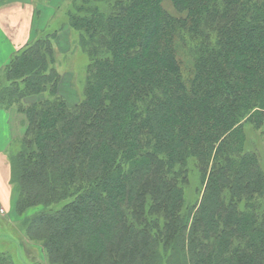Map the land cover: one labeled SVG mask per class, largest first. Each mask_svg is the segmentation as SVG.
I'll return each mask as SVG.
<instances>
[{
	"label": "trees",
	"instance_id": "1",
	"mask_svg": "<svg viewBox=\"0 0 264 264\" xmlns=\"http://www.w3.org/2000/svg\"><path fill=\"white\" fill-rule=\"evenodd\" d=\"M68 17L90 58L81 101L59 92L57 31L0 71V107L28 121L27 235L52 264H264V170L244 152V126L264 127V0H72Z\"/></svg>",
	"mask_w": 264,
	"mask_h": 264
},
{
	"label": "rangeland",
	"instance_id": "2",
	"mask_svg": "<svg viewBox=\"0 0 264 264\" xmlns=\"http://www.w3.org/2000/svg\"><path fill=\"white\" fill-rule=\"evenodd\" d=\"M164 4L169 12L176 13L171 3L165 2ZM71 5L72 0H0V37L4 35L8 38V35H16L19 27L28 17L31 20L32 34L27 44L57 31L56 38L51 36V40L55 51L54 66L61 75L59 92L67 98L70 105H73L84 98L90 58L84 51L79 30L70 26L68 14ZM15 38L18 39V37ZM7 42L9 41L6 40L5 43ZM13 45L12 48L16 49ZM3 46L0 40L1 50ZM23 47L17 48L13 55ZM181 56L183 57V54ZM183 59L187 60L184 57ZM3 79L4 77L0 79V82ZM0 109L11 111L15 115L13 119L15 127H11V141L7 148L10 160L12 200L7 205L0 199V264L3 259L14 264H52L43 243L32 239L26 231L27 219L38 211L39 207L29 208L22 213L16 208L17 163L14 160L21 139L25 135V132L21 130L23 128L21 124L25 122L27 129V118L16 107L10 109L0 107ZM263 129L264 127L256 128L250 123L244 126V152L255 151L264 170ZM189 166L187 201L194 204L195 202L200 203L205 183L193 160L190 161Z\"/></svg>",
	"mask_w": 264,
	"mask_h": 264
},
{
	"label": "crops",
	"instance_id": "3",
	"mask_svg": "<svg viewBox=\"0 0 264 264\" xmlns=\"http://www.w3.org/2000/svg\"><path fill=\"white\" fill-rule=\"evenodd\" d=\"M31 34V20L28 17L19 27V31L16 35H10L11 37L8 35V38L4 35L5 38L3 36L0 37L1 43L4 44L2 50L0 48V71L10 62L14 51L27 44ZM15 37H18V39ZM6 40L9 42L5 43ZM12 45L15 46L16 49L12 48ZM13 119H15L13 112L0 109V199L7 205L10 203V200H12L10 160L7 148L11 141V127H15ZM21 126L23 128L20 126L19 128H21L24 133L26 130L25 122H23Z\"/></svg>",
	"mask_w": 264,
	"mask_h": 264
}]
</instances>
